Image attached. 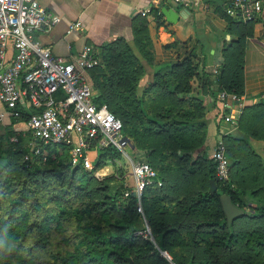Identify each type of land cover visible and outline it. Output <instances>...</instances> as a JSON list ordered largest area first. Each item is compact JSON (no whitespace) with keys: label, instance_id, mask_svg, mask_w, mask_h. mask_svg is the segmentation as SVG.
<instances>
[{"label":"trees","instance_id":"obj_1","mask_svg":"<svg viewBox=\"0 0 264 264\" xmlns=\"http://www.w3.org/2000/svg\"><path fill=\"white\" fill-rule=\"evenodd\" d=\"M219 8L229 38L210 81L240 96L255 19H236ZM141 37L137 31L138 46ZM194 55L176 56L138 89L142 63L118 37L97 47V63L88 70L93 102L105 103L121 120L129 140L122 150L144 157L155 171L139 202L130 192L123 196L131 187L121 170L93 174L122 153L112 145L96 149L90 169L71 164L65 143L43 144L45 158L28 159L23 154L30 150L0 145V264H264V159L248 142L249 136L264 139V98L244 105L235 132L220 136L228 178L218 179L207 153L202 97L191 94ZM141 56L151 59L148 52ZM221 193L243 208L229 223Z\"/></svg>","mask_w":264,"mask_h":264},{"label":"crops","instance_id":"obj_2","mask_svg":"<svg viewBox=\"0 0 264 264\" xmlns=\"http://www.w3.org/2000/svg\"><path fill=\"white\" fill-rule=\"evenodd\" d=\"M203 1L206 6H182L171 0H38L45 10L59 19L49 30L36 31L35 36L54 53L66 57L76 56L84 44L96 52L99 45L123 38L143 66L138 89L151 79L154 70L164 68L176 56L194 51L192 60L197 64V74L190 81L191 94L202 97L208 153L217 138L236 130L237 119L231 124L224 116L230 113L238 116L239 113H235L237 102L229 95L220 98L216 82L210 81L220 62L222 43L229 35L224 31L226 20L218 10L220 0ZM166 8L178 13L175 21L166 19L162 11ZM74 21H79L80 26L68 29V24ZM137 31L142 36L139 46ZM174 39L175 45L163 46ZM143 52L151 54L150 61L141 56ZM11 56L12 48L7 44L4 57L8 60ZM261 93H264V2L254 20L252 35L246 39L239 112L244 105L256 101ZM11 109L18 110L19 115L9 114ZM28 112L29 107L24 101L11 107L0 101V145L12 142L20 147L28 145L31 149L34 139L26 125ZM248 142L264 159V139L249 136ZM123 155L131 165L130 160L134 158L127 157L125 152ZM126 174L127 181L132 184L131 174L128 171ZM143 224L146 225L144 220Z\"/></svg>","mask_w":264,"mask_h":264},{"label":"built area","instance_id":"obj_3","mask_svg":"<svg viewBox=\"0 0 264 264\" xmlns=\"http://www.w3.org/2000/svg\"><path fill=\"white\" fill-rule=\"evenodd\" d=\"M182 6H206L203 0H171ZM264 0H220V6L227 15L240 19H255L261 11ZM144 12L143 10L141 11ZM59 17L45 10L38 0H0V101L8 106L24 101L29 107L26 125L34 139L30 153L45 158L43 144L65 143L69 145L71 164L80 163L84 168L93 166L94 156L90 151L112 145L124 152L129 142L121 132V120L111 112L105 103L92 100L87 74L97 63L92 47L84 44L74 57L54 53L49 45L41 43L36 31H47ZM79 21L68 24V29L79 27ZM10 45L12 56L4 57V47ZM229 95L235 100L238 114L240 96L219 89V97ZM264 98V93L259 95ZM9 114L18 116L19 111L11 109ZM236 115L227 114L224 119L235 124ZM209 156L214 162L218 179L228 178V158L221 137L212 145ZM131 189H125L123 196L134 191L139 202L143 187L155 174L145 160L131 162ZM140 210V204L138 205ZM148 233L145 225L143 230ZM166 257L169 255L162 251Z\"/></svg>","mask_w":264,"mask_h":264},{"label":"water","instance_id":"obj_4","mask_svg":"<svg viewBox=\"0 0 264 264\" xmlns=\"http://www.w3.org/2000/svg\"><path fill=\"white\" fill-rule=\"evenodd\" d=\"M166 15L168 21H175L178 13L174 12L172 9L166 8L162 10ZM4 158H0V163L4 162ZM216 190V182L213 177L208 179V191L213 193ZM131 194H134V191H131ZM219 202L222 208V211L225 215L226 222L229 223L230 219L233 216L240 214L243 211L242 207H239L237 204L233 203L231 197L228 193H221L219 196ZM131 262V260H129Z\"/></svg>","mask_w":264,"mask_h":264},{"label":"rangeland","instance_id":"obj_5","mask_svg":"<svg viewBox=\"0 0 264 264\" xmlns=\"http://www.w3.org/2000/svg\"><path fill=\"white\" fill-rule=\"evenodd\" d=\"M236 119H237V115H236L235 120ZM42 146H43V148H45L44 145H42ZM22 148L29 151L28 145L23 146ZM95 154H96V150L93 151V154H92V151H90L91 157H93V155H95ZM208 155H209V152H208ZM135 160H144V157L134 158L133 160H130V162H133ZM117 170H121L124 174L126 171H128L130 173V163H129L128 159L123 155V153H121L119 155V157L116 160H114V162L106 161L103 165L94 169L93 174L97 177H102L105 175L114 174V173H116ZM126 177H127V174L124 175L123 181L126 185H129L131 187V184H129V181H127ZM129 180H131V179H129Z\"/></svg>","mask_w":264,"mask_h":264}]
</instances>
